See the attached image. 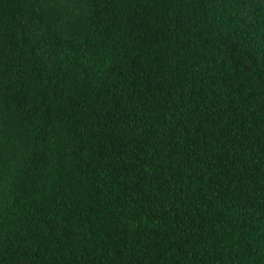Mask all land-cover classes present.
<instances>
[{
	"label": "trees",
	"instance_id": "trees-1",
	"mask_svg": "<svg viewBox=\"0 0 264 264\" xmlns=\"http://www.w3.org/2000/svg\"><path fill=\"white\" fill-rule=\"evenodd\" d=\"M0 264H264V0H0Z\"/></svg>",
	"mask_w": 264,
	"mask_h": 264
}]
</instances>
